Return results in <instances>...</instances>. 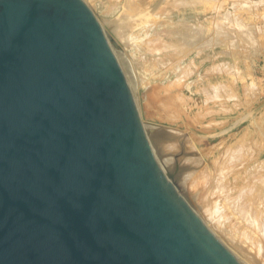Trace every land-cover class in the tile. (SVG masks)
Here are the masks:
<instances>
[{
  "label": "water",
  "instance_id": "1",
  "mask_svg": "<svg viewBox=\"0 0 264 264\" xmlns=\"http://www.w3.org/2000/svg\"><path fill=\"white\" fill-rule=\"evenodd\" d=\"M149 132L83 0H0V264H242Z\"/></svg>",
  "mask_w": 264,
  "mask_h": 264
},
{
  "label": "rangeland",
  "instance_id": "2",
  "mask_svg": "<svg viewBox=\"0 0 264 264\" xmlns=\"http://www.w3.org/2000/svg\"><path fill=\"white\" fill-rule=\"evenodd\" d=\"M141 1L83 0L105 33L144 129L150 130L151 143L153 137L160 136H164V142H183L181 150L196 160L189 161L181 181H192L200 174L219 181L220 176L224 190H228L225 197L216 188L217 191L213 190L206 180H195L190 195H181L185 202L242 264H264L261 236L264 234V212L260 209V201L255 202L254 190L249 193L242 186L249 181L245 171H254L264 161V0H214L173 11V21L183 17L190 25L199 23L203 29L200 37L207 44L169 61L161 59L170 56L171 49L152 56L138 42L142 31L154 28L160 18L158 9L154 10L152 5L158 0H151L153 3L148 7L140 5ZM214 16L219 17V23L226 30L218 41L213 39V22L217 21ZM238 25L240 31L233 29ZM193 41L198 42V38ZM177 44L180 43L174 46L180 47ZM146 46L148 43L144 48ZM152 58H159L162 63L156 64ZM181 68L189 70L186 78L178 77ZM211 85H216V92L219 89L217 100L205 98L203 92L205 89L208 92ZM241 142H246L244 147ZM247 143H251L250 146ZM239 145V162H234L231 170L226 168L219 173L216 168L224 152ZM237 167L238 172L234 170ZM245 191L249 193L246 196ZM240 195L243 199L253 198V204L247 201L244 213L235 214L224 202L231 199L229 196L233 199ZM219 213L226 217H219ZM244 214L249 216L250 222L257 220V223L248 224L241 216ZM258 215L263 219L259 221Z\"/></svg>",
  "mask_w": 264,
  "mask_h": 264
},
{
  "label": "bare ground",
  "instance_id": "3",
  "mask_svg": "<svg viewBox=\"0 0 264 264\" xmlns=\"http://www.w3.org/2000/svg\"><path fill=\"white\" fill-rule=\"evenodd\" d=\"M127 1V3H128V1L129 0H126ZM145 0H142L141 2L143 3V4H140V5H144V7H148V6H150L151 4L150 3H153V1H151V0H149V2H147V0H146V3L144 2ZM212 1H214V0H158L157 2H155V4L153 3L152 5H153V9L155 10V9H158L157 11H158V16L160 17L159 18V22L158 23H154L155 25H154V28H152V29H147V30H145V31H142V36L138 39L139 41V44H141L142 45V47H143V49L145 50V51H148L152 56L153 55H162L165 51H167L168 49H171L172 51H171V54H170V56H168V57H165V58H162L161 60H172V59H175V58H178V56H184L185 54H187V53H189V51L190 50H193L194 48L195 49H198V48H201L207 41H205V40H202L201 39V33H202V31H203V29L201 28V26L199 25V23H198V25H190L189 23H186V22H184L185 21V19L183 18V17H181L182 18V20L180 19V20H178V21H173L172 20V18H174V17H172L171 18V13L173 12V11H180L181 9H183V8H185V7H187V6H189V5H192V4H196V3H204V2H212ZM126 3V2H125ZM213 5H214V3H213ZM127 6V5H126ZM125 7V6H124ZM190 7V6H189ZM128 9V8H127ZM152 9V8H151ZM151 9H150V11H151ZM194 9V8H193ZM135 13V12H134ZM179 17V16H178ZM214 17H216V23H214L213 22V24L215 25L214 26V34H213V39L215 38L217 41H218V39H219V37L220 38H222L223 37V35H224V33H226V30H224L223 28H222V26H221V24L219 23V17L218 16H214ZM175 19V18H174ZM215 19V18H214ZM127 20V19H126ZM152 21V20H151ZM124 24V23H123ZM124 26V25H123ZM238 28L240 29L241 27H239V25L238 26H236V27H234L233 29H237L238 30ZM121 29H123V28H121ZM121 29H119V30H121ZM238 31H240V30H238ZM121 32V31H120ZM230 33V32H229ZM232 33V32H231ZM207 34V33H206ZM210 34V33H209ZM244 34V33H243ZM119 35V34H118ZM231 36V35H230ZM245 36V35H244ZM227 37H228V35H227ZM232 37H234V36H232ZM195 38H198V42H196V43H193V42H195V41H193V39L195 40ZM231 38V37H230ZM133 39H135V38H133ZM208 39V38H207ZM131 40V39H130ZM240 40V39H239ZM135 41V40H134ZM193 41V42H192ZM241 41V40H240ZM180 43V44H177V45H179L180 47H178V46H174L175 45V43ZM214 42V41H213ZM247 42V41H246ZM146 43H148V46H146L145 48H144V45L146 44ZM207 44V43H206ZM194 45V46H193ZM193 46V47H192ZM141 47V46H140ZM193 48V49H192ZM154 53H156V54H154ZM174 57V58H173ZM197 58V57H196ZM203 58H204V56H203ZM156 59H159V58H156ZM156 59H154V58H152V61L154 62V63H162L161 62V60L159 59V60H157L156 61ZM194 59V58H193ZM202 59V58H201ZM176 60V59H175ZM160 61V62H159ZM193 61V60H192ZM167 64V63H166ZM193 65V64H192ZM204 69V68H203ZM207 71H208V69H207ZM215 71V70H214ZM188 72H189V70L187 69V68H184V69H180L179 71H178V77H180V78H186L187 77V74H188ZM217 73H219L218 71H217ZM211 76V75H210ZM200 83V82H199ZM206 84V83H205ZM206 85H208V84H206ZM218 85V84H217ZM204 86V85H203ZM214 87V88H213ZM215 87H216V85L214 86V85H211V87H209L210 89H207L208 90V92L206 91V89L204 88V87H202L203 88V91H204V89H205V91L203 92V93H205V98L206 99H209V100H211V99H215V100H217V99H219V89L217 90V92L214 90L215 89ZM197 89V88H196ZM198 91H199V89H197ZM217 102V101H216ZM219 102V101H218ZM212 103V102H211ZM215 103V102H214ZM213 104V103H212ZM215 105H216V103H215ZM220 106V105H219ZM219 108V107H218ZM217 109V108H216ZM181 112V111H180ZM199 125V124H198ZM148 126V125H147ZM240 142V141H239ZM238 142V144H240ZM248 142V141H247ZM241 144L243 145V144H246V142L245 143H242L241 142ZM248 144V143H247ZM250 144L251 143H249L248 145L250 146ZM237 145V144H236ZM247 145V146H248ZM248 146V147H249ZM240 147H241V145H239V147H235L233 150H232V147L229 149V148H227L228 150H226L224 153L225 154H227V155H225V154H223V158H222V160L221 161H219V167L218 168H216L217 170H219V173H221L222 171H224L226 168H230L229 170H231V167L230 166H232V164L234 163V162H236L237 161V156H240V154H241V152H240ZM243 147H244V145H243ZM253 147V146H252ZM256 148V147H255ZM257 148H259L258 147V145H257ZM256 148V149H257ZM242 149H244V148H242ZM247 149V148H246ZM253 149V148H252ZM251 150V149H250ZM259 150V149H258ZM224 151V150H223ZM222 151V152H223ZM247 151H248V149H247ZM252 151V150H251ZM250 151V152H251ZM246 152V151H245ZM245 152H244V154H245ZM252 153H253V151H252ZM252 153H250V154H252ZM243 154V155H244ZM247 154V153H246ZM218 155V154H217ZM219 155H220V153H219ZM225 156V157H224ZM236 156V157H235ZM250 156V155H249ZM236 159H235V158ZM242 159V158H241ZM254 159V158H253ZM255 159H256V157H255ZM254 159V160H255ZM240 160V159H239ZM252 160V159H251ZM250 160V161H251ZM214 161V158H213V160H212V162ZM247 161V160H246ZM239 161H237V163H238ZM236 163V164H237ZM259 163V162H258ZM243 164H245V162L243 163ZM248 165V164H247ZM256 165V164H255ZM211 166V165H210ZM234 166V165H233ZM249 166V165H248ZM238 167H240V165H238ZM238 167H237V169H234V170H237L236 172H238ZM215 168V167H214ZM236 168V167H235ZM242 168H243V165H242ZM249 168H250V166H249ZM205 169V168H204ZM203 169V170H204ZM207 169V168H206ZM212 169H213V167H212ZM233 170V169H232ZM244 170V169H243ZM246 170V169H245ZM248 170V169H247ZM245 171V174H246V177H247V179L249 180V181H247L245 184H243L242 186L244 187V189H248V191H249V193L250 192H252V190H254V194H255V196L253 195V197H256V201L255 202H257V201H260V204H261V207H260V209H261V211H263L264 212V197L262 196V197H260L261 195H264V161H262L261 163H260V165H258V167H256L255 169H254V171ZM205 171V170H204ZM228 171V170H227ZM202 172V171H201ZM206 172V171H205ZM232 172H234V171H232ZM243 172V171H242ZM207 173V172H206ZM229 173V172H228ZM235 173V172H234ZM208 174V173H207ZM223 174V173H222ZM226 174H227V172H226ZM230 174H231V172H230ZM235 174H237V173H235ZM234 174V175H235ZM209 175V174H208ZM215 175H217V174H215ZM227 175H229V174H227ZM243 175V174H242ZM233 176V175H232ZM213 177H214V175H213ZM224 177H226V176H224ZM228 177V176H227ZM208 178L209 177H207L206 175H202V174H200V175H197L192 181H191V183H192V185H194L195 183V180H198V181H200V180H206L205 182H207L208 184H209V186H211L212 187V189L214 190L215 188L217 189V190H219V194L221 193V195H223V196H225V197H227V192H228V190H224L225 189V185L223 184V181H222V178L219 176V181H217V179L216 178H209V180H208ZM240 178V177H239ZM242 178V177H241ZM244 178V177H243ZM186 179H187V176H186ZM189 179H191V178H189ZM226 179V178H225ZM232 179H233V177H232ZM234 179H235V177H234ZM245 179V178H244ZM229 180V179H228ZM236 180V179H235ZM232 181V180H231ZM204 182V183H205ZM236 183V182H235ZM243 183V182H242ZM226 184V183H225ZM233 186V185H232ZM232 186H230V187H232ZM235 188L237 187V186H234ZM219 188V189H218ZM215 189V190H216ZM223 189V190H222ZM230 189V191L232 192V190H231V188H229ZM233 189V188H232ZM216 190V191H217ZM212 191V190H211ZM238 191V190H237ZM216 193V192H215ZM230 193V192H229ZM249 193H246V191H245V195L242 193V195H244V196H246L247 194H249ZM232 195H234V194H232ZM242 195H240V196H237V197H235V198H233L232 199V196H229V197H231V199H226V202H224V203H226L231 209H230V211L232 210L233 211V213H235V214H243L244 213V211H245V204H247V201H248V203H252V200H253V198L252 199H250V198H247V199H243V197H242ZM196 196V195H195ZM207 196V195H206ZM260 198H259V197ZM228 197V198H229ZM247 197H249V196H247ZM223 200V199H222ZM221 201V200H220ZM223 202V201H222ZM253 204V203H252ZM253 206V205H252ZM253 208V207H252ZM251 208V209H252ZM229 210V209H228ZM252 211V210H251ZM248 213V212H247ZM250 214H251V212H250ZM263 214V213H262ZM232 216V215H231ZM242 216V218L246 221V222H248V224H250V223H257V220L256 221H252L251 220V222H250V219H249V216L247 215V214H244V215H241ZM251 216V215H250ZM219 217H226L225 215H223V213H219ZM258 217H260L259 218V221L261 220V219H263L262 218V215H258ZM246 235H247V233H246ZM248 236V235H247ZM261 236H263V240H264V234L263 235H261ZM263 248V250H262V253L264 254V247H262ZM260 250V251H261Z\"/></svg>",
  "mask_w": 264,
  "mask_h": 264
}]
</instances>
